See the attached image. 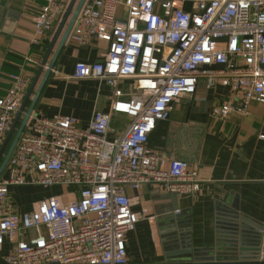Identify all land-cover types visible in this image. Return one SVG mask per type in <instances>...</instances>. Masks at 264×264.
I'll list each match as a JSON object with an SVG mask.
<instances>
[{
  "label": "built area",
  "instance_id": "built-area-1",
  "mask_svg": "<svg viewBox=\"0 0 264 264\" xmlns=\"http://www.w3.org/2000/svg\"><path fill=\"white\" fill-rule=\"evenodd\" d=\"M66 3L46 0L34 18V44L55 29ZM94 38L107 44L103 59L77 62L72 77L111 86V109L97 111L88 126L62 113L28 123L8 174L0 176V264H126L127 234L141 220L127 187L155 184L177 195L200 190L188 159L148 145L158 122L200 85L229 89L212 109L221 120L264 103V0H86L68 40L89 45ZM215 64L224 67L204 68ZM29 84L28 76L13 75L0 98V145ZM115 115L129 121L111 137ZM25 185L60 192L20 211L11 187ZM7 240L12 246L3 254ZM258 260L264 263V233Z\"/></svg>",
  "mask_w": 264,
  "mask_h": 264
},
{
  "label": "crops",
  "instance_id": "crops-1",
  "mask_svg": "<svg viewBox=\"0 0 264 264\" xmlns=\"http://www.w3.org/2000/svg\"><path fill=\"white\" fill-rule=\"evenodd\" d=\"M45 3L46 0H0V98L12 86L13 75L24 74L30 78L25 100L42 66L62 19L40 44H34V18ZM106 50L107 44L97 38L89 45H76L68 40L41 93L35 113L72 115L88 126L97 111H109L114 94L111 86L98 79L72 77L77 62L102 60ZM44 73L45 70L26 108L19 109V121L3 150L0 165ZM128 84L121 87L124 98L129 97ZM228 95L227 87L208 90L200 85L195 95L176 104L171 117L158 122L150 134L148 145L151 148L162 151L167 157L190 161L199 172L200 190L193 195H177L155 184H146L140 191L128 186L133 209L141 220L136 229L127 234L126 264H211L221 256L239 254L252 259L259 253L261 246L254 247L256 236L251 233L252 229L243 234L241 228L245 222L264 233V103L253 101L246 114L233 112L223 120L214 117L213 107L226 101ZM128 121L125 115H115L111 137L121 133ZM8 134L0 145V152ZM7 174L8 167L2 175ZM59 190L51 193L50 188L11 187L20 211L32 210L35 201L57 194ZM149 216H154L155 220L149 221ZM11 246L7 240L2 253H8Z\"/></svg>",
  "mask_w": 264,
  "mask_h": 264
},
{
  "label": "water",
  "instance_id": "water-1",
  "mask_svg": "<svg viewBox=\"0 0 264 264\" xmlns=\"http://www.w3.org/2000/svg\"><path fill=\"white\" fill-rule=\"evenodd\" d=\"M85 1L86 0H70L69 3H66V5H67L66 11L64 12V15L61 19V22H60V24H59V26H58V28H57L54 36H53L51 45H50V47H49V49L45 55L42 66L40 67V69H39L32 85H31V88H30L25 100L23 101L21 108H20V111H23L26 108L27 102H28L31 94L34 91L40 76L42 75L43 71L45 70L44 76H43L38 88L36 89L35 95L32 98V101H31V103L27 109V113H26L23 121L21 122L20 126L18 127V129H17V131H16V133L12 139L10 147H9V149H8L6 155L4 156L3 161L0 165V176L2 175L4 170L7 168L9 161H10V159H11V157H12V155H13L16 147H17L19 139H20L21 135L23 134L24 130L26 129V126L28 125L30 119L32 117L39 118L40 116H42L41 114L35 113L37 103L39 101V98L41 96V93H42L44 87L46 86L48 80L51 77L52 71L56 66V62L58 60L60 53L62 52L63 48L65 47V45L68 41L69 35H70V33H71V31H72V29H73V27L77 21V18L80 14V11H81ZM62 32H63V34H62L61 40L57 46V49H56L51 61L49 62L48 59H49V57L53 51V48L55 47L56 42H57V40L60 37ZM223 67H224L223 64L205 65L204 66L205 69H221ZM191 103H192V101L188 102L189 105H191ZM20 111L17 113V117L12 124V127L9 131L8 136H7V140L3 146L2 151L0 152V158H1V155L3 154L4 148L6 147L8 141L10 140L14 130L16 129L17 123H18L19 118H20V113H21ZM188 117L189 116H187V118ZM241 229H242L243 234H245L247 232V230L252 229L251 233H253L256 236L254 239L255 240L254 247L259 248L261 246L262 239H263V232L261 231V229H255L253 227H250L245 222H242V228ZM241 237L243 239V235ZM258 256H259V253L255 257H253L252 259H248L246 256L239 255V254L236 256H225V257L221 256L218 258V260L212 262L211 264H264L258 260ZM176 264H188V263H176ZM194 264H206V263L198 262V263H194Z\"/></svg>",
  "mask_w": 264,
  "mask_h": 264
},
{
  "label": "rangeland",
  "instance_id": "rangeland-1",
  "mask_svg": "<svg viewBox=\"0 0 264 264\" xmlns=\"http://www.w3.org/2000/svg\"><path fill=\"white\" fill-rule=\"evenodd\" d=\"M128 85H130V83ZM32 187L38 188L39 190L44 189L43 187H38V186H32ZM55 190H59L58 187L57 188H50L51 193L56 192ZM59 192H60V190H59Z\"/></svg>",
  "mask_w": 264,
  "mask_h": 264
}]
</instances>
